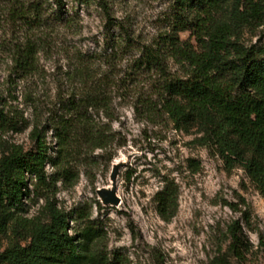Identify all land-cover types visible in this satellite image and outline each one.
<instances>
[{
	"label": "rangeland",
	"instance_id": "1",
	"mask_svg": "<svg viewBox=\"0 0 264 264\" xmlns=\"http://www.w3.org/2000/svg\"><path fill=\"white\" fill-rule=\"evenodd\" d=\"M64 1L72 21L35 28L23 17L24 8L33 2L56 8L54 0H0V107L11 122L0 121V158L13 144L34 149L31 133L38 126L57 162L46 169L61 177L50 200L71 212V234L89 221L101 228L100 247L113 264H264V196L241 166L228 168L215 149L199 143L197 126H177L160 111L149 114L137 93L147 88L148 79L130 76L138 46L171 31L177 0ZM119 34L130 37L129 44L136 47L113 50L111 37ZM180 37L191 39L190 31L180 32ZM240 39L247 46H264V20L243 29ZM33 43V69L19 71L16 56ZM83 60L89 82L109 83V110L91 108L85 127L93 134L104 133L105 141L103 147L88 145L81 128L65 156L54 136V119L67 114L63 100L82 88L78 69ZM171 64L181 74V66ZM124 80L130 84L127 91ZM116 162L121 163V203L105 205L98 190L112 185ZM64 168L70 172L62 175ZM168 181L176 184L178 199L175 214L165 219L156 194ZM47 207L46 198L31 193L23 214L47 220ZM236 221L250 243L244 258L228 249L229 229ZM1 243L3 250L9 237L1 236Z\"/></svg>",
	"mask_w": 264,
	"mask_h": 264
},
{
	"label": "trees",
	"instance_id": "2",
	"mask_svg": "<svg viewBox=\"0 0 264 264\" xmlns=\"http://www.w3.org/2000/svg\"><path fill=\"white\" fill-rule=\"evenodd\" d=\"M11 1L18 4L22 0ZM54 1L56 8L33 2L24 8L27 14L23 17L30 18L35 28L72 21L66 17L65 1ZM174 13L170 32L137 48L130 76L148 79L147 88L139 92L133 82L139 103L149 114L164 112L177 126H197L199 143L215 149L228 168L241 166L264 196V46H247L240 39L243 29L264 20V0H177ZM110 19L109 28L114 25ZM182 31H190L191 39L183 40ZM111 40L112 49L119 53L125 47H136L129 44L130 37L125 34L114 35ZM34 47L30 44L17 54L15 66L19 71L33 69ZM84 61L78 69L82 77L80 92L74 91L63 100L67 114L54 119V136L65 156L81 128L88 145L104 146V133L93 134L85 127L91 108L109 110V83L89 82V67ZM171 63L181 66V74L173 71ZM123 82L127 91L129 81ZM0 121L1 125H11L1 107ZM31 135L34 149L26 151L13 144L0 158V264L115 263L100 247L102 231L92 221L79 233L69 232L71 212L58 208L49 197L61 177L59 172L49 173L46 166H56V159L38 126ZM67 172L70 169L64 168L62 175ZM31 193L47 199V220L23 214L25 199ZM177 199L174 182H166L157 192L158 210L165 219L175 214ZM246 216L248 221V211ZM229 233V252L244 258L250 243L239 221L230 226ZM4 235L9 243L1 250ZM260 244L264 246V236Z\"/></svg>",
	"mask_w": 264,
	"mask_h": 264
},
{
	"label": "water",
	"instance_id": "3",
	"mask_svg": "<svg viewBox=\"0 0 264 264\" xmlns=\"http://www.w3.org/2000/svg\"><path fill=\"white\" fill-rule=\"evenodd\" d=\"M121 163L116 162L113 165L111 172L112 185L103 187L98 190L100 200L105 205H119L121 203V197L117 193V177L119 174Z\"/></svg>",
	"mask_w": 264,
	"mask_h": 264
}]
</instances>
